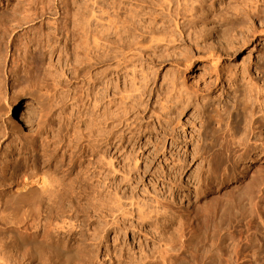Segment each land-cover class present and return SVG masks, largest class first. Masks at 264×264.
I'll use <instances>...</instances> for the list:
<instances>
[{
	"label": "rangeland",
	"instance_id": "rangeland-1",
	"mask_svg": "<svg viewBox=\"0 0 264 264\" xmlns=\"http://www.w3.org/2000/svg\"><path fill=\"white\" fill-rule=\"evenodd\" d=\"M0 24L7 29L5 72L12 53L37 46L47 63L39 79L52 87L50 94L42 88L44 100L57 92L33 153L0 141V210L11 212L0 219L1 247L40 248L32 264L157 262L168 247L175 249L168 264H255L254 244L264 236V0H0ZM175 24L189 29L180 36ZM159 30L174 31L175 40L151 42ZM213 53L220 83L192 94L191 76L177 60H203L194 69L200 76L214 72L207 63ZM242 88L254 96L251 135L242 104L235 105ZM24 103L9 101V116H1L10 117L17 140ZM223 104L242 124L223 129L207 153L198 113ZM35 171L51 181L32 205L18 196ZM31 205L36 219L21 222L30 230L20 242L8 218ZM74 247L82 257L73 256Z\"/></svg>",
	"mask_w": 264,
	"mask_h": 264
},
{
	"label": "bare ground",
	"instance_id": "bare-ground-1",
	"mask_svg": "<svg viewBox=\"0 0 264 264\" xmlns=\"http://www.w3.org/2000/svg\"><path fill=\"white\" fill-rule=\"evenodd\" d=\"M91 25H93V24H90V26ZM222 25L223 24H216V27H221ZM4 26H5V24H0V44H1V42H3V39L6 38L5 37V33H6L7 29L4 28ZM175 27H176L177 33L180 36L182 35L183 31H186L187 29H189V25L188 24H175ZM91 28H92V30H94L93 29L94 26H92ZM226 29L227 28H224L222 30H226ZM149 32L150 31H148V35H149ZM151 32H152L151 34H153L155 31H151ZM157 35H158V37H156ZM176 35L177 34L174 31H172V30L170 32L159 30L157 34L154 33L153 35H149V36L152 37V39L151 38L150 39L152 40L151 42H153V39H155V38L157 40H158V38L160 40L164 39V40H168V41L169 40L170 41L171 40H175V36ZM196 39H197V36L194 39H191V40L196 41ZM154 41H156V40H154ZM37 42H39V41H37ZM29 47H28V49L31 48V47L30 48ZM36 47L33 48V51H31L32 50L31 49L28 53L24 54V56H19V55L17 56L16 55L17 56L16 57L14 55L15 53L14 54L12 53L13 57L12 56L11 57H12L13 66H12L11 69H9L8 72H9V74L13 73V77H12L10 86H8L7 88L5 87V85H6L5 82H7L9 74L7 72H5L4 68H2V66H0V141H1L2 138L9 139L10 142L14 143V144H12V143L11 144L14 145L15 147L18 144L17 145L18 149H22V148L24 150L25 149H27V150L30 149V151L32 153L35 150V146H36V142L35 141H36V139L38 137H42V134L44 133V131H47V128H48L47 126L49 124V121L51 123V119L50 118L55 113V111L53 110V108H54L53 104L54 103L57 104V100H56L57 98L55 97L57 92L55 90L52 93L53 96H51V98H49L50 101L47 98H45V100L47 99V102L49 101V105L48 104H46L48 106L45 105V102H44L45 100L43 98V93H42L44 91H42L43 90L42 88H46V84L48 86V83H46L48 81L47 80L45 81V79L42 80V78L39 79V72H42L43 65H47V63L44 64L45 62L43 61L42 55L38 56L39 53L38 52L36 53ZM26 51L27 50H25V52ZM42 54H43V52H42ZM213 57H215V59L216 58L218 59V56H215L214 53L213 54H208L207 55V59H208L207 63H208V66L214 68V72L212 73V72H204L203 71L204 73L201 74L200 76H199V74H198V76L194 75V69L195 68L196 69L202 68L203 60H200V61L195 63V60L193 59V57L190 56V54H186V55L183 56L182 59H178L177 60V61L182 62V64L185 65L184 67L187 70V75L189 74L191 76V79H192V82H193V88H191L192 94H195V95L208 94L220 83L222 77L220 76V73L216 69V65L213 64V60H214ZM5 59H4V65L6 64L5 63ZM12 62H11V64H12ZM20 66L22 67V69L20 68ZM43 68H46V67H43ZM2 70H3V72H2ZM19 70H22V72L24 73L21 77L19 76L20 75L19 72H21ZM17 75H18V77H16ZM147 77H148V72L145 75V79ZM147 79H149V78H147ZM147 83H148V80L147 81L145 80L143 86H146ZM51 85H52V83H51ZM53 86H56V84H54ZM50 87L51 86L49 85V88ZM47 88H46V90H48ZM50 89L48 90V93L50 92ZM238 91H239L238 95H235L236 103L235 102L234 103H235L236 107H237V104H239V103L242 104L241 106L239 104V106H240L239 108L242 107L241 109L244 111L243 113L246 115L245 116L244 114H241V115H244V119L245 120L242 117L241 118L243 119V121H245V123H246L245 125H247V129H245L246 126L244 128L245 131H246L245 133H247L248 135H251V134L254 133V131H253L254 130V126H253L254 123H251V119L253 118L254 96L251 94L250 89L245 90V89L242 88V89H238ZM45 96L47 97V94H45ZM21 99H24L25 103H24V106L20 109V113H19L20 116H19L18 120H21L22 124L19 123L20 126H21V130H20L21 132L18 133L17 136H19V137H18V140H17V138H15L13 136V133H12V130H13L11 128L12 124L10 125V122H7V120H9L10 117H7V118L3 119L1 116H3L2 114H6V116H9L8 112L11 111V108L9 106L10 105L9 101H13L15 104H17L19 102V100H21ZM235 105H233V106H235ZM227 107H228L227 104H223L222 107L221 106H219V107L217 106V108H212L211 110H205L204 108L201 107V110L198 113V120L200 121V125H199L200 129H199V133L198 134L200 136L199 140L201 141L200 145H202L201 146V150L202 151H206L208 153L209 149L212 150V148H214V147H212V145L216 142V140H218V137H220L219 136L220 132H222L223 129L228 128L230 130L231 125H234V122L236 123L235 125H238V127L242 124L241 123V118L240 117L239 118L236 117L237 119H234L235 117L233 118V115L230 112L231 110L229 111V109ZM12 109H15V108H12ZM31 110H33L34 113L31 114ZM240 113H239V115H240ZM246 118H247V120H246ZM250 123H251V125H250ZM233 128L236 131V126H233ZM23 130L24 131L26 130L27 133L24 132ZM235 131H233V132L236 133L237 131L236 132ZM233 137H235V136H233ZM233 140H234V138H233ZM207 141H208V143H207ZM218 142H216V143H218ZM216 143H215V145L217 147ZM239 145H241V144H239ZM219 147H221V146H219ZM227 147L228 146H226V148ZM226 148L223 149V146H222L221 149L225 150ZM233 151H234V149H231V148L229 149L230 153L233 152ZM233 156H234V154H233ZM33 161L36 162L37 160L35 159ZM33 167H34L33 170H35L36 167L35 166H33ZM211 167H213V166H211ZM30 172H32V171H30ZM211 172H213V171H211ZM10 173H11V171H10ZM24 175L26 176V174H24ZM11 176L13 177V173L11 174ZM213 177H215L213 174L208 175V177H206L208 179L207 182L210 183V179H212ZM26 178H27L26 182L23 183V190L19 192V196L18 197H19V199L21 201H25L28 204H30L32 202V200L34 201V199L37 196L42 195V192H44L46 187L50 185L49 183H50L51 180H49V177H48L46 171H44L42 173L41 172L39 173V172L35 171L32 176H28ZM243 184H245V183H243ZM210 185L212 186V184H210ZM246 187L248 188L247 184H246ZM244 189H245V187H244ZM244 191H246V190H244ZM16 193H18V192H16ZM27 203H26V205L28 206ZM11 204L14 205L13 203H11ZM2 205L3 204H1V206ZM32 205H31V208H29V209H27V208L30 207V206H28L27 208L24 207L25 209L22 212V217H18V215H17L18 211H16L15 214H14V217L8 218L10 220V223H12L11 225L14 226V227H17V229H18L17 231L14 232L15 235L13 237H16V235H17V237L19 238L20 242H25V240L27 239L26 238V233L30 230V228H29L28 231L26 230V229H28V227H25V226H24V228L21 227L20 226V224H22L21 222L23 220H25V218H27V217L31 218L32 221H35L34 219H36L33 216L35 208L34 207L32 208ZM35 207H37V206H35ZM4 208H5V206H4ZM9 208H7V210H4V209L1 208V210H0V219L5 220L4 218L5 217L7 218V216H8L7 213H9V216H10L11 212H8ZM19 213H20V211H19ZM12 218H13L14 221L12 220ZM32 221L30 223H32ZM28 222H29V220H28ZM30 223L28 224V226L31 227L32 231H33L34 230L33 229L34 224H30ZM68 228H67V230H68ZM35 230H37V229H35ZM69 230H70V228H69ZM56 231L57 230H55V232ZM53 232L54 231H52V233ZM32 233H33L32 235H34L35 231H33ZM58 241H59V239H58ZM254 247H255L254 263L255 264H264V236H258V238L256 239V243L254 244ZM74 250H76L75 247H74L73 251ZM77 250H79L78 247H77ZM171 251H175V249L171 248V247L170 248L168 247V249L166 248V250L164 249L163 252H160L159 255L157 256V258H155V261H156V259L158 260L157 262H152V261H154V259H152L151 262H148V263L147 262H140L138 264H160V263L161 264H168L166 261H168V259H170V254L169 253ZM40 252H41L40 248H37V249L33 250V252L32 251L29 252V251H24V250H21V249L7 250V249H5V248L0 246V263L1 264H32L33 263L32 262V260H33L32 258L34 256V254H35V256H37L39 258ZM56 253L60 254L58 251ZM69 253H71V252H69ZM66 254H68V253H66ZM72 254H69L68 256H70V255L72 256ZM77 255H76V252H75V255H73V256L75 257ZM79 256L82 257V255H79ZM79 256H77V257H79ZM83 260H82L83 262H79L78 264H89V261H88L89 259H83ZM44 262H45L44 264H54L52 262V260H50V258H46V260Z\"/></svg>",
	"mask_w": 264,
	"mask_h": 264
}]
</instances>
